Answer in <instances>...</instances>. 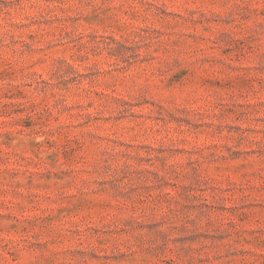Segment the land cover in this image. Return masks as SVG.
I'll return each mask as SVG.
<instances>
[{
    "label": "rangeland",
    "instance_id": "rangeland-1",
    "mask_svg": "<svg viewBox=\"0 0 264 264\" xmlns=\"http://www.w3.org/2000/svg\"><path fill=\"white\" fill-rule=\"evenodd\" d=\"M0 264H264V0H0Z\"/></svg>",
    "mask_w": 264,
    "mask_h": 264
}]
</instances>
